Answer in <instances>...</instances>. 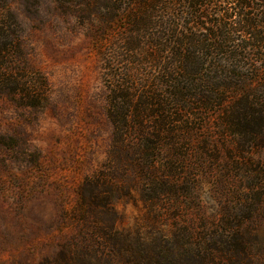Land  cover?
<instances>
[{"label": "rangeland", "instance_id": "1", "mask_svg": "<svg viewBox=\"0 0 264 264\" xmlns=\"http://www.w3.org/2000/svg\"><path fill=\"white\" fill-rule=\"evenodd\" d=\"M4 1L25 53L47 81L49 97L43 107L31 108L15 102L17 94L0 93V264H45L72 237L108 242L114 233L99 230L110 224L124 245L138 239L154 248L153 264H192L205 247L213 253L207 264H226L227 258L218 253L227 249L222 241L247 226L253 235L252 264H264V194L251 200L260 208L256 221H242L248 184L264 193V145L229 129L220 106L197 121L203 128L188 152L177 203L170 200L149 209L155 202L150 191L142 195L120 188L111 196L113 216L91 202L86 210L92 208L101 217L86 212V218L77 210L80 183L107 170L114 146L137 137L131 128H115L110 119L117 108L130 106L123 98L113 100L112 85L123 83L121 72L127 68L144 77V85L160 83V70L177 57L164 55L152 63L141 42L136 51L119 53V43L130 46L145 37L127 30L131 26L121 13L108 15L112 9L106 3L86 7L83 0H0L1 7ZM76 7L84 14L72 10ZM232 8L237 9L234 0H210L205 3L206 19L192 18L181 5L173 7L175 17L143 19L155 24L153 35L160 32L163 19L171 20L182 37V52L202 62L191 74L193 87L224 95V108L239 101L244 110L247 98L252 108L264 110V48L258 47L264 40V9L256 7L247 17H238ZM140 28V35L146 34ZM117 130L123 141L116 138ZM203 137L208 144L201 142ZM243 143L246 152L240 151ZM160 145L164 147L163 142L155 147ZM168 157L154 162L163 164ZM230 249L227 257L234 261Z\"/></svg>", "mask_w": 264, "mask_h": 264}, {"label": "trees", "instance_id": "2", "mask_svg": "<svg viewBox=\"0 0 264 264\" xmlns=\"http://www.w3.org/2000/svg\"><path fill=\"white\" fill-rule=\"evenodd\" d=\"M64 1L75 2V0ZM206 2H210V0L82 1L83 6L86 7L106 3L112 9V11L106 12L108 15L113 16L121 13L119 17H125L124 20H127V24L131 26L126 27L127 30L139 38L145 37V41H140L137 38V43L130 46L119 43V53L136 51L140 48L138 44L141 42V47L145 45L148 49L152 63L162 60L164 55L177 57V61L171 64L167 63L160 70L162 81L159 80V84L152 80L148 85H144V77L140 78L138 72L127 68L125 72H121L123 83L112 85L111 90L116 86L113 89V93H115L113 100L116 102L119 98H123L131 107L127 105L123 109L120 108L119 111L117 108L110 115V119L115 128L118 127V124L121 127L126 126L127 129L131 128L137 133L135 135L137 137L132 142L131 139H127L119 147L114 146L111 150L107 170L97 177H86L77 187L79 199L77 210H82L84 215L89 212L92 217L94 215L101 217L100 213L92 208L86 210L87 202H91L92 205L100 207L103 211L111 212L113 216L114 206L111 196L120 188L126 189L128 192L137 190L142 195L150 191L154 194L155 202L150 204L149 209L157 206L154 204L165 205L170 200L177 203L179 193L183 190L182 180L184 178L181 176L185 172L188 152L196 141L199 142L196 137L203 128L202 123L197 121L200 120L199 118H204L205 115L207 117L209 110H213L215 106H220L219 111L223 113L220 115L229 129L237 128L236 130L244 139L253 138L262 146L264 145V110L252 108L248 104L247 98H241L246 104L244 110H240L239 101L224 108L222 106L224 95L221 97L219 93L215 92V89L203 90L193 87L195 86L194 75L191 74L199 71L202 62L196 59L190 60L193 57L182 52V37L177 36L173 24H170L171 20L163 19L160 32L153 35L151 28H154L155 24H152L149 18L143 19L144 17H175L173 14L175 5H181L190 10L192 18L206 19L204 13ZM234 2L237 9L232 8L233 15L238 17H247L251 13L248 10L256 7L264 9V0H234ZM93 8L95 9V7ZM72 10L78 14H84L77 7ZM225 12L224 10L225 17H230ZM13 20L9 5L4 1V6L0 5V93L2 94L4 91L9 96L17 94L15 102L20 106L41 108L48 101V84L44 76L31 64L22 47L21 38L12 26L13 22L14 25L16 24ZM214 24L215 27L219 25L218 23ZM141 26L147 31L146 34L140 35ZM247 26L249 27L250 24ZM258 47L264 48V40ZM134 98H136L135 102L131 103ZM238 99L240 98L234 100ZM213 101L217 102V105H213ZM147 103L149 105H145ZM257 111L258 116H255ZM116 136L117 139L123 141L120 131H116ZM158 142H163L164 147L161 145L158 148L155 147ZM201 142L208 144L205 137ZM176 143L178 144L176 145ZM179 143L182 146L179 147ZM240 151H247L245 143ZM165 156L169 157L163 164L154 162L156 157ZM175 160H178L177 163ZM256 166H260L259 161ZM248 189L249 192L244 194L248 202L246 201L244 204L242 221L247 219L254 222L260 215L258 213L260 208L253 205L251 200L253 202L258 200L264 193L254 190L251 183L248 184ZM163 192L169 195L168 199L164 197ZM85 216L88 218V214ZM106 230L114 233L115 240L112 237L111 240L108 239V242L104 243L97 242L96 238L94 241L85 242L81 240L83 238L72 237V240H67L60 245L58 253L51 260L45 259V264H153L154 248L150 247L148 243L136 239L131 244L124 245L120 240H116L115 225H107L99 232L107 235ZM77 234L82 236V230L78 229ZM98 236L100 235L98 234ZM252 241L253 235L247 226L241 231L234 229L229 238L221 243L227 249L222 250L224 247L221 245L220 248L223 252L219 249L218 253L221 257L227 258L224 260L226 264H252L250 253ZM109 242L111 245H107ZM205 248V253H196L192 264H207L213 258L212 249ZM228 248H231L230 254L236 257L234 261L227 257Z\"/></svg>", "mask_w": 264, "mask_h": 264}]
</instances>
